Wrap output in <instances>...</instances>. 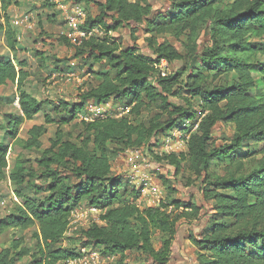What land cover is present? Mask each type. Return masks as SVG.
Returning a JSON list of instances; mask_svg holds the SVG:
<instances>
[{
    "label": "trees",
    "instance_id": "16d2710c",
    "mask_svg": "<svg viewBox=\"0 0 264 264\" xmlns=\"http://www.w3.org/2000/svg\"><path fill=\"white\" fill-rule=\"evenodd\" d=\"M71 1L96 7L99 15L86 32L102 31L101 37L92 36L75 48L74 58H81L84 64L91 59L109 73L94 72L96 84L78 95L77 104L61 103L63 111L71 107L68 113L74 118L85 102L128 99L131 115L138 116L152 106L157 113L147 125L135 124L127 116L84 124L77 143L57 130L45 149L40 141L44 127L33 126L21 143L25 151L40 153L36 160L39 177L22 167L7 171L8 147L0 145V182L15 187L18 202L0 220V234L35 227L33 264L74 259L77 254L60 245L71 212L84 201L105 213L102 225L80 229L82 247L118 256L117 264H126V253L131 251L145 253L153 264L168 261L176 232L161 210L165 202L140 212L127 191L119 190V178L112 177L110 154L148 146L152 137L179 129L184 118L192 117L193 101L197 100L201 117L189 135L185 155L162 158L175 174L185 163L190 174L202 178V198L212 214L200 235L190 236L195 262L264 264V43L260 42L264 39V0H166L168 9L159 12L153 11L149 0ZM8 8V0H0L2 29L12 56H0V86L11 83L16 88L21 118L9 120L5 129L16 142L19 126L40 114L41 104L24 91L29 74L26 62L15 59L18 42L9 25ZM106 17L110 24L104 21ZM121 28L129 31L127 47L109 42L108 33ZM139 32L146 36L143 43L151 55L139 53ZM164 37L176 41L180 51L167 40L159 41ZM162 59L167 70L176 62L181 68L161 77L157 65ZM46 123H52L48 116ZM218 124L232 126L233 132L214 146L211 135ZM247 143L262 148L257 154L243 150ZM27 178L40 181V188L47 192L42 200L19 191ZM175 207L180 205L175 203ZM183 207L182 218H198L200 207L192 203ZM154 231L164 237L159 251L153 247ZM13 237L8 247L0 248V264H18L27 253L21 240Z\"/></svg>",
    "mask_w": 264,
    "mask_h": 264
},
{
    "label": "rangeland",
    "instance_id": "374dc122",
    "mask_svg": "<svg viewBox=\"0 0 264 264\" xmlns=\"http://www.w3.org/2000/svg\"><path fill=\"white\" fill-rule=\"evenodd\" d=\"M9 8L7 10L8 20H12L15 16L30 15L34 22V28L30 31L22 32L21 30H14L16 39H18L17 53L15 59L26 62V71L29 76L24 85V91L34 97L41 104V111L32 121H23L19 126L17 141H12L5 134L6 124L9 120H17L21 118V113L15 107L14 102L17 99V92L14 84L7 83L0 86V145L8 147L7 162L8 169L22 167L27 174H36L39 177L41 173L37 167L36 160L40 153L32 150L25 151L22 148V141L27 139V132L33 126H43L45 132L40 137L42 148L49 146V141L55 139V133L60 130L63 136L73 143L78 142V135L81 133L84 124H88L83 120L88 116V107L98 103L88 101L84 103L83 108L76 114L74 118H70L67 112L63 111L61 103L77 104L79 102L78 95L81 92L89 90L96 84L94 72H106L109 70L102 65L97 66L91 59H88L85 64L81 58H74L75 47L64 37L67 33V25L65 22L66 15L70 12L73 6H79L83 10V23L81 30L88 31L90 21L98 17L99 11L94 6H86L84 4H75L71 0H8ZM154 12L164 11L168 9L169 3L166 0H149ZM51 5V6H48ZM104 21L110 24V20L106 17ZM86 25V26H85ZM99 30L102 36V31ZM91 31V30H90ZM104 35V34H103ZM139 41V53L143 55H151L150 51L143 43L146 37L141 32L137 34ZM2 21L0 19V56L8 59L12 58L10 51L7 48L5 39L3 38ZM109 42L115 43L117 46L127 47L129 45V31L127 28H121L117 31L108 33ZM2 39V41H1ZM4 40V41H3ZM167 40L170 44L175 46L180 51L179 44L171 38H160L159 41ZM260 42L264 43V39ZM183 54V53H182ZM181 68V63L176 62L168 67V73L175 72ZM128 99L122 101L109 100L110 113L113 117L120 113L122 117H128L129 120L135 124L141 123L147 125L149 120L157 113L156 106L143 109L138 116L131 115ZM184 106L183 102L179 103ZM193 115L192 117L184 118L181 123V129H173L167 134L157 135L152 137L148 146H141L139 148L125 149L120 153H111V175L119 178V190L123 188L126 190L128 197L133 200V203L138 207L140 212H144L149 207L146 200H143L136 189L129 185L126 176L131 172L135 163H142L140 159H149L152 169L149 172L155 186L161 191L165 207H161L165 216L174 223L175 237L171 243L170 255L168 261L159 262V264H196L195 262V248L190 243V236L198 237L203 229L207 227L208 220L211 217V211L202 198L203 183L202 178H198L188 172L186 164H183L182 169L178 174H175V169L168 165L163 157L173 156L179 158L181 154L185 155V151H180L175 147V141H172L173 152L159 156L162 148V140L167 137L171 138V133L177 130L184 135H189L197 125L201 114L197 108V100L193 101ZM47 116L52 123H46ZM121 117H118L119 119ZM64 122V123H62ZM233 132L232 126L218 124L212 131L213 145L218 146L223 140L231 136ZM183 135V136H184ZM182 140H184L182 138ZM187 142V140H184ZM262 145L247 143L243 150L255 151L256 154L260 152ZM139 152V159L134 158L132 151ZM243 153V151H241ZM259 155V154H258ZM159 158V159H158ZM161 159V160H160ZM160 160V161H159ZM143 164V163H142ZM159 168V171L156 170ZM220 173L219 170H215ZM44 180V177L39 179ZM27 178L26 183L20 188L23 196L34 199L36 201L42 200L47 192L44 188H40V181ZM73 183H77L72 178ZM30 185V186H29ZM15 187L5 181L0 182V220H3L8 214L14 211L15 205L18 204L15 198ZM175 203L180 205L176 209ZM192 203L200 207L199 216L195 220H185L182 218V212L185 210L183 204ZM182 206V207H181ZM90 208H97L89 205L87 202H81L79 206L74 209L85 211ZM100 208H98L99 210ZM72 211V212H73ZM71 212V213H72ZM101 212L103 210L101 209ZM96 213H90L88 220ZM103 215L98 213L99 220ZM75 219V218H73ZM72 215L70 214L71 226L64 235V240L60 248L75 252L77 256L84 247L79 243V223H73ZM100 222H102L100 220ZM36 228H29L25 231H8L5 230L0 234V248L8 247L14 239L21 240V246L27 253L18 259V264H33L36 259L35 255V241L32 234ZM167 238V237H166ZM164 237L158 232H153L152 242L155 250L159 251L163 246ZM89 250H94L101 256L100 264H117L118 256L111 257V260H105L108 255H104L98 249L85 247ZM126 264H153L145 253L131 251L126 253ZM61 264V263H60Z\"/></svg>",
    "mask_w": 264,
    "mask_h": 264
},
{
    "label": "built area",
    "instance_id": "2783aa9c",
    "mask_svg": "<svg viewBox=\"0 0 264 264\" xmlns=\"http://www.w3.org/2000/svg\"><path fill=\"white\" fill-rule=\"evenodd\" d=\"M83 10L79 6H73L70 8V12L66 15L65 22L67 25V33L63 34L64 37L70 42L72 46L75 48L80 47L83 44V41L88 40L92 36L101 35V32L99 30H91L89 32L81 30V25L83 23L84 15ZM2 21V28L4 27V20ZM9 25L12 30H21L22 32L33 30L34 28V22L30 15H21V16H15L12 20H10ZM5 39L4 37V29H3V37L2 39ZM1 39V41H2ZM4 41V40H3ZM18 41V39H17ZM158 70L160 71V76L165 77L167 75V62L165 60H160V62L157 65ZM15 107L19 110L18 106V98L14 102ZM110 109V102L107 101L105 103H98L96 105H91L88 107V116L84 117L83 120L87 123H92L95 120L98 119H117L118 117H122V114L120 113L118 116L113 117L109 111ZM20 111V110H19ZM197 125L194 126L192 130H196ZM193 131V132H194ZM177 130H174L173 133H171V138L167 137L166 139L162 140V148L160 150L159 156L168 155L173 152L172 150V141H175V147L176 149H179L181 152L186 151V144L184 140L186 139L188 141V135H184L183 133L179 132L178 136ZM184 135V136H183ZM182 138L184 140H182ZM134 158L139 159V152L132 151ZM142 163H135L133 168L131 169V172L126 176L129 185L134 187L140 197L143 200H146V202L149 204L150 208H157L163 203V198L161 191L158 189L157 186L154 185L152 178L149 174V172L152 169V165L149 159H140ZM156 170L159 171V168ZM90 213H96V215H93L89 220L88 217L90 216ZM98 213H101V215H104V210L101 212V209L98 210V208H90L85 211H81L80 209L75 210L71 213L73 223H79L81 226L80 229L86 228L89 225L96 224V225H102L104 222L100 218L102 222H100ZM72 221L69 219V226H71ZM79 229V230H80ZM68 231V229H67ZM113 256H106L105 260H111ZM101 256L97 251L89 250L87 248L81 249L80 254L71 260H68L66 262H63L61 264H100Z\"/></svg>",
    "mask_w": 264,
    "mask_h": 264
}]
</instances>
